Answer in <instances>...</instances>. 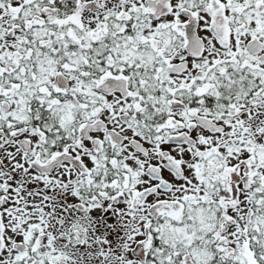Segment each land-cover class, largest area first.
Returning <instances> with one entry per match:
<instances>
[{
    "label": "snow or ice",
    "instance_id": "1",
    "mask_svg": "<svg viewBox=\"0 0 264 264\" xmlns=\"http://www.w3.org/2000/svg\"><path fill=\"white\" fill-rule=\"evenodd\" d=\"M0 264H264V0H0Z\"/></svg>",
    "mask_w": 264,
    "mask_h": 264
}]
</instances>
